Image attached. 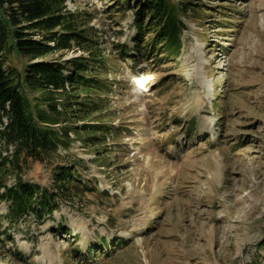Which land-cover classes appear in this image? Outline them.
Here are the masks:
<instances>
[{
    "label": "rangeland",
    "instance_id": "rangeland-1",
    "mask_svg": "<svg viewBox=\"0 0 264 264\" xmlns=\"http://www.w3.org/2000/svg\"><path fill=\"white\" fill-rule=\"evenodd\" d=\"M142 2L64 0L89 40L46 57L89 58L101 90L65 83L78 96L49 112L25 89L58 144L0 182L19 175L55 206L11 217L0 187V264H264V0H168L176 53L140 33ZM13 149L0 138V158Z\"/></svg>",
    "mask_w": 264,
    "mask_h": 264
},
{
    "label": "trees",
    "instance_id": "trees-1",
    "mask_svg": "<svg viewBox=\"0 0 264 264\" xmlns=\"http://www.w3.org/2000/svg\"><path fill=\"white\" fill-rule=\"evenodd\" d=\"M134 14V24L141 34L146 28L154 32L150 44L172 46L177 52L179 20L176 8L169 5L168 0H144L135 7ZM144 19L146 27L142 23ZM35 34L40 38L34 37ZM71 39L76 42L89 40L80 28L75 13L64 9V0H0V117L5 115L8 119V123L0 129V138L7 146L14 144L12 152L0 158V179L7 173L19 172L21 156L40 158L41 153L55 150L58 144L57 133L50 128V124L57 121L50 118L48 112L36 110L39 103L32 105L25 89L40 92L37 99L48 105L49 112L56 110L57 96L54 95L66 94L62 98L64 102L78 96V92H65V83L77 90H101L96 73L85 72L89 58L60 61L59 58L53 60L46 57L51 50L69 47ZM13 49L27 58L22 70L12 66L8 60ZM90 59L91 66L103 65L102 58L95 56ZM73 101L82 103L80 100ZM90 102L92 100L84 104L89 105ZM99 130L102 128L94 131ZM71 174L69 170H59L57 179ZM2 185L0 182V187ZM3 186L4 194L10 199L11 217L29 211L38 216L45 211L51 212L55 206L50 193L42 189L38 193L40 187L37 184L23 181L19 175L15 184L7 188L5 184Z\"/></svg>",
    "mask_w": 264,
    "mask_h": 264
}]
</instances>
